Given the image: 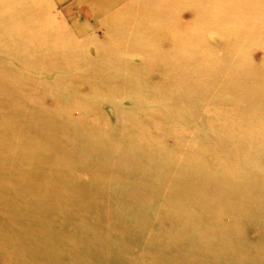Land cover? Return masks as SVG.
Instances as JSON below:
<instances>
[{"label": "bare ground", "instance_id": "1", "mask_svg": "<svg viewBox=\"0 0 264 264\" xmlns=\"http://www.w3.org/2000/svg\"><path fill=\"white\" fill-rule=\"evenodd\" d=\"M176 1L178 0H141L142 5L139 4L138 7L133 2L125 4L121 11L111 15L119 32V43L125 46V51L114 54L113 51L103 50L97 54L102 57V60L98 63H92L90 62L93 61L91 58H84L83 49L79 46L81 44L78 45L72 33V47L67 51L62 49L64 53L58 50L61 49L59 45L48 39L51 36L58 37L60 33L67 31L68 25L65 24L64 19H57L58 25L49 26L51 17L42 15L44 8L42 2H39L41 8L37 9L35 2H31V0H0V26L7 27L13 33L20 29L26 33L24 37L20 36V40L28 41L22 45L18 44L19 47L25 48L24 54L19 52L22 49H18L17 42L14 43L12 40L8 39L7 45L0 46V77L9 80L12 76L20 77L24 73L16 65L21 63H28L25 70L30 77L29 83L25 84L28 86L27 91L24 88L26 86L17 84L13 86V91L9 89L11 97L0 101V124H5L9 131L8 133L0 132V151L8 150L14 153L22 159L27 167L29 166L28 159H32L33 164L39 163L42 161L39 160L42 154L43 162L45 161L46 155L44 153H47L44 150L45 146H58V149L53 152L54 164L57 167L64 165L59 168L68 171L66 168L71 163L81 160L82 156L96 149L92 153L94 157L90 161H94L93 164L98 165V169L90 175L94 181L98 182H92L86 186L87 191L94 194L92 200L97 203L89 200L88 205H85L84 208H74L73 201L76 199L74 192L77 190L68 188L63 181L59 182L60 178L55 177V175L64 177L61 172L54 173L55 166L46 168L45 173L51 175L50 181L40 188L36 197H34V193L25 197L22 185L24 183L19 182L18 175L13 174L8 178L0 173V251L6 247V250L0 253H4L0 258V264H42L40 260L42 249L53 254L58 252L61 256L65 255L62 259L59 255V260L55 263L56 257L50 254L48 264H123L122 251L124 248L115 246L117 242L111 240L112 234L104 232L98 235L93 229L101 220L100 214L94 213V211L95 209L99 210L102 215L105 214L104 218H107L106 210H119L121 216L125 217L127 221L129 211L122 209L124 204L122 201L112 203L113 208L110 207L109 210L100 202L99 196L95 194L104 192V195L101 196L106 195L105 201L108 202L114 200L116 196L124 199L125 191L128 189H132L135 194L149 196L152 188L145 184L150 183L149 179L155 181L159 179V177L150 174V168L159 167L165 162L170 165L173 162L177 163L174 172H171L170 166L167 169L166 174L171 172L175 176L169 180L168 187L165 189L166 192L155 197L149 204L143 202L135 205L134 215L140 212L141 215H145L142 222L149 216L156 219L159 232L155 237L165 239L164 243L160 241L159 247L162 245L160 249L168 253L171 256L170 259L178 256L186 261L184 264H226L232 260L241 263L242 259L233 253L232 244L237 238L236 234L247 232V230L235 228L234 232H230H233V235L223 240L222 248L219 251H213L216 241L220 238L221 219L225 216H229L234 222H243L255 229L257 232L255 240H257L259 249L252 259H264V246L258 236V234L264 235V224H259L257 215L262 204L258 196L264 190L249 183L253 174L248 173L247 168L239 167L238 169L233 158L222 156L221 154L224 152L216 151L215 144L210 142L204 145L199 143L186 146L179 143L166 144V148H168L166 152L165 150L158 152L150 144H143L148 140L139 129L140 126L144 127L142 124L144 117L134 111H122V108L126 109L122 102L121 105L118 103L120 113L130 115L125 116L128 124L121 125L118 123V126L115 127V131L120 132L121 137L110 132L106 136L104 133L105 144H101V146L88 144L90 142L89 136L81 135L76 130L79 125L85 126L86 131L97 130L101 126L107 130L108 124L102 125L100 118L91 115L93 112L82 113L84 105L78 106L75 103V93L68 97V102L64 106L50 102L52 96L50 97L49 93L56 94L57 97V95L68 93L72 89L74 92L75 90H83L93 94L96 98L103 97L107 93L110 96L107 99L108 103H112V100L121 94L128 95L130 84L125 80L115 79L118 75L117 71L107 72L105 67L110 62L121 65L118 59L121 58L124 62L126 56L128 57L133 50L139 51L143 60L142 65H147L152 70L153 76L147 77L163 79V84L156 88L160 89L161 86L174 83L177 92L184 94L185 92L179 88L180 84H184L193 96L190 97L193 98V103L196 102L202 94V88L196 87L195 91L193 90L195 86H198L197 83L190 85L188 82L194 79L193 75L187 77L186 74H183L177 76L180 79L178 80L174 75L167 72L163 64L158 63L155 69V64L152 62L154 60L152 56L156 52L152 50V47L160 46L163 42L164 49L173 50L180 45L179 39L165 25V22H162L160 26L157 22L158 17L162 20L176 19L172 10L177 5ZM187 1L195 8L193 16L199 17L204 23L209 22L208 32L216 33L219 19L213 11L220 10L223 1ZM135 15L139 16L136 17ZM188 16L191 18L190 15ZM198 28L201 32L203 26ZM165 30H171L169 41L163 40L164 36L162 35H165L163 32ZM124 37L127 41H124ZM45 44H48L49 48H38ZM145 61L146 63H144ZM64 66H68L66 68L73 69L75 72L60 73L57 71ZM147 66L145 67L147 68ZM140 69L135 68L134 71L139 72ZM253 71L255 70L252 67L244 68V77L240 83H246L256 76ZM84 75H88V77ZM134 76L143 78L142 80L146 78L145 72L138 74L127 72L125 78H133ZM137 86L139 87L138 96H134V99L140 97L143 101L145 89L142 84H137ZM70 88L71 90L68 91ZM178 93L172 97L178 98ZM130 97L133 96L130 95ZM122 100L126 102L128 96ZM134 105L138 106L139 103H134ZM3 106L6 109H1ZM147 112L148 115L145 118H151L154 107L148 109ZM14 116H19L25 122L24 127L20 125L18 119H14ZM126 118L123 120L126 121ZM65 121L71 122V126L74 128L72 134L67 135L66 131L62 130ZM14 122L18 124L17 129H14ZM185 124L179 123V128H176L177 125L169 126L168 131L173 132L175 130L181 137L187 130V124ZM182 125H185V129ZM36 129H40L45 134V139L39 137ZM30 130H35V133H29ZM24 133L25 135L21 136ZM111 134L113 137L109 136ZM259 134L263 135L264 132H259ZM64 136H66L65 141L60 143L59 139ZM21 139L23 140L20 141ZM124 139L136 142L132 144L128 152L121 146ZM36 140L38 142H35ZM111 144L116 148L112 147V150H109ZM248 145H246L247 148ZM241 146L242 144L236 146V153L239 152ZM178 147L180 149H177ZM99 149L100 151H98ZM101 150H109L111 158L109 160L107 158L101 159ZM30 155H34L33 158ZM150 156L153 157L147 158L145 163L139 162L140 158ZM243 163L248 164V161L243 160ZM144 164L149 168L145 167ZM113 166L119 169L118 183L111 182L116 172V168ZM83 167L85 165L79 166L78 172L86 176L82 170ZM154 173H164V170ZM166 174L160 178L161 187L166 184ZM239 174H241L240 177ZM224 181L236 188L228 190L223 186ZM243 192H246V195H243ZM29 200L31 203L28 202ZM229 209L231 214H229ZM57 210H61L60 221L57 222L55 228L50 227L48 229L46 226L54 223L49 220L50 216L59 215ZM215 225L218 228H215ZM135 226H137V222L133 224V227ZM67 227L71 228V232L66 231L68 237L64 239L66 234L60 235L58 231ZM13 228L21 235L10 232ZM191 228H195V230L191 236H187L186 232ZM29 236L33 238H29ZM121 239L126 246V239H123L122 236ZM153 241L154 236L150 243L153 244ZM26 246H30V248L24 252ZM172 248L175 249V253L172 252ZM12 252L21 258L17 257L16 259L12 256ZM148 259L154 263L157 262L156 259Z\"/></svg>", "mask_w": 264, "mask_h": 264}, {"label": "rangeland", "instance_id": "2", "mask_svg": "<svg viewBox=\"0 0 264 264\" xmlns=\"http://www.w3.org/2000/svg\"><path fill=\"white\" fill-rule=\"evenodd\" d=\"M33 1L37 9L41 8L39 2L44 4L42 15L51 17L49 26L58 25L57 19H64L66 21L65 24L68 25L66 28L67 31L60 33L58 37L51 36L48 38L54 44L59 45L61 49L58 50L64 53L62 49L66 51L71 49L72 33L78 45L81 44L79 46L83 49L82 54L84 58H91L93 61L90 62L92 63H98L102 60V57H99L97 54L98 52H103V50L113 51L114 54L125 51V46L119 43V32L115 27L116 24L113 22L114 20L111 15L121 11L123 6L129 2L136 3L137 7L139 4L142 5L140 3L141 0H31V2ZM222 1L223 5L221 9L213 11L219 19L216 33L208 32L209 22L204 23L199 17L193 16L195 8L187 0L176 1L177 5L172 8L176 19L167 18L162 20L160 17L157 18L158 25L160 26L162 22H165V25L179 39L180 45L178 47L176 46L173 50L170 48L164 49L163 42L160 46L152 47V50L156 51L155 55L152 56L154 57L152 62L155 64V69L157 68V64L161 63L167 72L174 75L178 80L180 79L177 76L186 74L187 77H190V75H193L194 79L188 81L190 85L197 83L198 86H195L193 90L195 91L196 87L202 88V94L196 102L193 103V98H190L192 94L184 84L179 85V88L185 92L184 94L177 92V87L174 83L161 86L160 89L156 88L163 84L164 81L161 78L147 77L153 76L152 70L147 65H142L143 60L137 50L129 53L124 62L121 58L118 59L121 65L110 62L105 67L107 72L117 71L118 75H116L115 79L125 80L130 84L128 95L121 94L115 100H112V103H108L107 99L110 96L107 93L103 97L96 98L93 94H89L83 90H75L74 92L70 88L68 89V91L71 90L70 92L63 93L62 95L59 94L57 95L58 98L56 94L49 93L48 95L50 97L52 96L50 102H56V105L64 106L68 102V97L75 93V103L78 106L84 105V109L81 111L82 113L93 112L91 115L95 118H100L102 125L108 124L107 130H105L104 126H101L97 130L85 131L86 127L81 124L76 129L81 135L89 136L90 142L88 144H98L100 146L106 143L103 138L104 133L106 136L110 132L117 137H121L120 132L115 131V127L118 126V123L121 125L128 124L125 116L130 114L120 113L119 111V106L123 103L126 109L122 108V111H134L141 117H144L142 123L144 127L140 126L139 129L141 130V134L148 140L143 144H150L158 152L161 150H165L166 152L168 149L166 148V144L172 145L179 143L186 146L188 144L199 143L204 145L210 142L216 145V151L224 152L221 154L222 156L233 158L238 165V169L239 167L247 168V172L253 174L249 183L264 190V134H259V132H264V0ZM135 16L138 17L139 15ZM200 26H203L201 32H199L200 29L198 28ZM171 30L163 31L165 33V35H162L164 36V41L170 40ZM31 33L38 34L36 32ZM25 34L20 29L13 33L7 27L3 28L0 26V46L7 45L6 42L8 39L14 43L17 42L16 46L18 44L28 43V41L20 40V36L24 37ZM124 41H127L126 37H124ZM38 48H49V45L45 44ZM18 49H22L19 52L24 54V47L18 46ZM16 66L24 74L20 75V77L12 76L10 80L0 77V101L11 97L9 89L13 91V86L17 84H23V86H26L24 87L26 91L28 90V86L25 85L30 80L25 70L28 67V63L17 64ZM66 67L68 66L59 68L57 71L60 73L75 72V70ZM246 67H252L255 70L253 74L256 76L252 77L246 83H240L244 77L243 69ZM135 68H141L139 70L141 73L145 72L146 78L144 80H142L143 78L135 76L133 78H125L127 72H135V74H138V71H134ZM84 76L88 77V75ZM167 77L169 78L168 74ZM137 84H142L145 89L143 101H141L140 97L136 100L134 99V96H138L139 87ZM175 92L179 94L176 99L172 97L176 94ZM130 95L133 97L131 98ZM127 96L128 100L124 102L122 99ZM118 103L121 104L119 105ZM134 103H139V105H134ZM153 107L154 113L152 117L145 118L148 115L147 110ZM1 109L6 108L3 106ZM123 118H126V121ZM14 119H18L20 125L24 127L25 122L19 116H14ZM181 122L187 124H185L187 130L183 136H178L175 130L173 132L168 131L169 126L177 125L176 128H179V123ZM0 125L1 133L9 132L5 124L1 123ZM185 125H182L184 129ZM17 128L18 124L14 122V129ZM62 130H65L66 134L69 135L72 134L74 128L71 126L70 121H65ZM36 131L39 137L45 139V134L40 129H36ZM29 133H35V130H30ZM24 135L25 133L21 136ZM66 136L59 139V142L65 141ZM109 136L113 137L112 134ZM35 142H38V140ZM122 142L123 144L121 146L126 152L131 149L132 144L136 143L128 141L127 139H124ZM44 143L52 144L48 142ZM240 144L242 146L239 152L236 153V146ZM247 144H249L248 148L246 147ZM60 145L62 146V144ZM112 147L116 148L111 144L108 149L112 150ZM57 149L58 146H45L44 150L47 152L44 153L46 155L45 161L43 162L42 154V157L39 159L42 161L39 163L33 164L32 159H28L29 166L27 167L17 155H14V153L8 150H6L7 152L2 150L0 151V173L8 178L13 176V174L18 175L19 182L27 185L22 184L25 197H28L31 193H34V197H36L40 188L50 181L51 175L45 173L46 168L48 166H55L54 173L61 172L64 177L61 178L55 175V177L60 178L59 182L63 181L68 188L77 190V192H74L76 194L74 196L76 199L73 201L74 208H84L85 205H88L89 200L97 203L92 200L94 194L91 191H87L86 188L88 184L98 182L94 181L90 176L91 173L94 174L98 169V165L93 164L94 161H90L94 157L92 153L96 149L82 156L81 160L71 163L66 168L68 171H63L59 168L64 165L57 167L54 164L53 152ZM177 149L180 148L178 147ZM109 150H101V159L107 158L109 160L111 158V152ZM33 156L30 155L31 158ZM153 156L140 158L139 162L145 163L147 158ZM243 160H247L248 164L243 163ZM81 165H85L82 170L86 173V176L78 172L79 166ZM176 165V162H173L171 165L165 162L159 167L150 168V174L159 177V179L157 181L149 179L150 183L145 184L147 186L150 185L152 188L149 196H141L135 194L132 189H128L125 191L126 196L123 197L124 199L116 196L114 200L108 202L105 201L106 195L104 197L101 196L104 195V192L95 194L99 196L98 199H100V202L107 209L110 207L113 208L111 206L112 203L122 201L124 202L122 209L129 211L128 221L125 220V217L121 216L119 210H106L105 213L108 214L107 218H104L105 214L102 215L99 210L95 209L94 211V213L100 214L101 220L93 229L98 235L104 232L112 234L111 240L117 242L115 246L124 248L122 251L123 264H161L160 262H163L162 264H184L186 262L178 256L170 259L171 256L160 249L162 246L159 247L160 241L164 243L165 239L155 237L159 232L156 219L149 216L142 222V218L145 215H141V212L134 215L135 205L143 202L149 204L155 197L161 196L166 192L165 189L168 187L169 180L175 176L171 172L175 171ZM144 166L149 168L146 164ZM169 166L172 168V171L166 174ZM28 167L33 168L30 169ZM115 168L116 172L111 182L118 183L119 169L117 167ZM161 170H164V173H154ZM164 174L167 176V181L161 187L160 178ZM240 176L241 174H239ZM100 183H102L101 180ZM223 186L228 188V190L236 188L234 185L228 184L225 181L223 182ZM226 193L229 194L228 191ZM243 195H246V192H243ZM258 197L262 203L259 207V212H257L258 222L260 225H263L264 191ZM28 202L31 203L30 200ZM60 211L57 210L59 215L53 214L50 216L49 220L54 223L46 226L48 229L50 227L55 228L57 222L60 221ZM229 214H231L230 209ZM135 222H137V226L133 227ZM220 226H222L220 238L216 241L215 250L213 251H219L222 248L223 240L232 236L235 228L247 230V232L236 234L237 238L232 244L233 253L242 259L241 263L237 260H232L226 264H264V259H252L257 249H259L257 240H255L257 232L253 227H249L243 222H234L229 216L221 219ZM214 227L218 228L216 225ZM194 230L195 228L189 229L186 235L191 236ZM66 231L71 232V228H61L58 233L60 235L66 234L64 238L66 239L68 237ZM231 231L233 232L230 233ZM10 232L21 235L14 228ZM121 236L123 239H126V246L122 243ZM153 236L154 241L151 244L150 240ZM258 236L264 246V235L258 234ZM29 238L33 237L29 236ZM29 248L30 246H26L24 252L28 251ZM5 250L6 247L0 253ZM171 250L175 253L174 248ZM3 254H0V258ZM11 254L16 259L17 257L21 258L15 252ZM50 254L56 257L54 261L57 263L60 253L56 252L53 254L42 249L40 251L42 264H48ZM64 256L60 255V258L62 259ZM148 258L156 259L157 262L154 263Z\"/></svg>", "mask_w": 264, "mask_h": 264}]
</instances>
